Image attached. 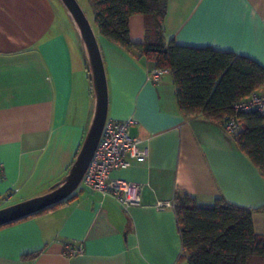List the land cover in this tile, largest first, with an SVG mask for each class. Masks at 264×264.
<instances>
[{
  "label": "crops",
  "instance_id": "1",
  "mask_svg": "<svg viewBox=\"0 0 264 264\" xmlns=\"http://www.w3.org/2000/svg\"><path fill=\"white\" fill-rule=\"evenodd\" d=\"M134 42L142 15L129 19ZM105 69L107 119L129 128L145 161L111 178L140 187L124 209L79 185L54 207L0 227V264H188L173 199L217 197L252 209L264 234V177L221 123L183 113L168 69L96 32ZM165 41L212 47L264 68V0H167ZM95 98L79 33L60 0H0V208L47 193L67 174L84 140ZM82 248L67 254L66 246Z\"/></svg>",
  "mask_w": 264,
  "mask_h": 264
},
{
  "label": "trees",
  "instance_id": "2",
  "mask_svg": "<svg viewBox=\"0 0 264 264\" xmlns=\"http://www.w3.org/2000/svg\"><path fill=\"white\" fill-rule=\"evenodd\" d=\"M88 2L94 14L95 32L153 61L155 68L170 71L183 113L201 114L221 124L230 116L237 117L240 129L233 134L236 142L264 177V119L256 111L235 113L232 109L234 102L264 89L262 66L232 52L166 42L163 20L167 0ZM133 15L143 16L144 38L140 42L130 38L129 19ZM173 208L188 264H264V234L254 230L252 209L223 197L202 205L186 193L174 195Z\"/></svg>",
  "mask_w": 264,
  "mask_h": 264
},
{
  "label": "built area",
  "instance_id": "3",
  "mask_svg": "<svg viewBox=\"0 0 264 264\" xmlns=\"http://www.w3.org/2000/svg\"><path fill=\"white\" fill-rule=\"evenodd\" d=\"M163 72L162 69L152 68L148 71V79L158 84ZM232 109L235 113L256 111L264 119V89L254 91L245 99L234 102ZM132 123L131 119H106L99 142L81 181L102 196H112L124 209L140 203V187L111 178L110 172L113 169L126 168L132 161L143 162L147 157V150L141 145V141L129 133ZM222 126L232 135L240 129V123L235 116L224 119ZM1 200L0 197V202ZM65 252L73 255L81 253L82 248L68 245Z\"/></svg>",
  "mask_w": 264,
  "mask_h": 264
},
{
  "label": "water",
  "instance_id": "4",
  "mask_svg": "<svg viewBox=\"0 0 264 264\" xmlns=\"http://www.w3.org/2000/svg\"><path fill=\"white\" fill-rule=\"evenodd\" d=\"M69 13L84 48L89 64L95 98L94 112L84 140L63 179L45 194L31 197L0 208V225L43 211L67 199L80 185L99 142L107 119L108 91L102 55L95 29L77 0H60Z\"/></svg>",
  "mask_w": 264,
  "mask_h": 264
},
{
  "label": "rangeland",
  "instance_id": "5",
  "mask_svg": "<svg viewBox=\"0 0 264 264\" xmlns=\"http://www.w3.org/2000/svg\"><path fill=\"white\" fill-rule=\"evenodd\" d=\"M77 1L79 2L81 8L83 9V11H84L87 19L89 20L90 24L95 29L94 14H93V10L91 8L90 3L88 2V0H77ZM87 66H88V72H89V77H90V71H89V64H88V62H87ZM80 185H82V183H80Z\"/></svg>",
  "mask_w": 264,
  "mask_h": 264
}]
</instances>
